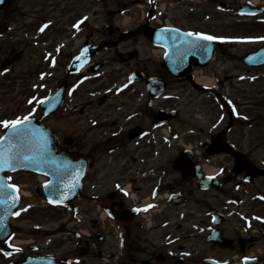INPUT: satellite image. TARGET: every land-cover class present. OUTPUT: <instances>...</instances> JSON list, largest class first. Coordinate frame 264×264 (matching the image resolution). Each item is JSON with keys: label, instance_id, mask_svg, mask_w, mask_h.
<instances>
[{"label": "flooded vegetation", "instance_id": "af4514ba", "mask_svg": "<svg viewBox=\"0 0 264 264\" xmlns=\"http://www.w3.org/2000/svg\"><path fill=\"white\" fill-rule=\"evenodd\" d=\"M176 2L180 6L186 2L197 5L193 18L187 21L188 27L183 23L181 26L173 25L174 27L185 32L213 35L226 41L255 42L221 43L219 40L212 42L214 52L209 66L204 69L193 68L192 80H173L161 70L153 74L161 76L169 88L175 83L181 84L182 89L191 88L195 101L201 102V108L197 110L205 115L203 121H200L197 115L179 116L176 121L156 128L155 111L151 110V105L149 109L145 106L136 111L135 104H131V92H134V88L131 87L130 79L125 87L126 91L107 89L104 95L105 102L102 103L103 98L100 99L101 105L109 106L111 113L115 112L118 115L111 124L103 126V123L100 128L114 130L108 139L102 140L99 137L97 142L90 145L86 143V131L83 135L85 143L79 147L77 139L65 136L61 138L65 143L70 139V145L66 144L65 147L75 154L82 155L88 165L86 176L88 179L85 181L82 198L79 203H73L65 208L67 214H71L72 217L68 225L78 223L79 229L87 223L86 219L102 216L108 219L106 223L92 219L95 231L88 236L83 237L78 234L79 231H74L78 241L60 257L65 259L63 262L66 264H76L77 261L79 264H245L246 258L248 264H264V244H259L264 240V199H261L264 195L261 192L254 195L256 189L247 192L248 187H256L264 176L247 182V171L241 163V156L248 157L255 147L247 149V132L255 128V118L254 121H250L243 108L257 106V96L261 99L260 102H264V67L246 66L241 59L249 53L264 49V42L258 40L264 37V0H258L257 5L250 0H176ZM42 6L44 11L48 12L47 16L50 11V16L54 14L53 10L56 7L54 1L47 0L45 3L43 0ZM81 6H73L71 3L66 6L64 16L69 18V22L70 20L78 22L82 19L78 9ZM244 6L257 8L260 14L243 15L240 22L228 15L239 16V10ZM35 12L34 6L17 5L1 26V39L16 38L18 42L10 49L8 53L10 57L3 59L0 65V103H4L11 96L12 103H17L16 115L23 114V106L27 107L30 99L33 101L32 106H37L38 55L40 51L43 54H51L56 50L55 18L51 19L49 16L45 20L50 26L43 34V38H46L44 40L38 35V26H35L38 16ZM152 21L142 23L139 20L136 28L138 32L130 33L128 38L131 40L136 33H142L150 43L151 34L158 29L157 24H152ZM163 21L161 28L168 26L165 18ZM70 38L69 36L68 39ZM109 39L111 38L102 40L100 46H92L85 38L84 47L90 49L92 62L100 54V47L109 52L114 45L123 43L122 39L119 41ZM246 46L249 48L243 51ZM6 47L0 45V55ZM64 47L65 44L60 47V51ZM138 57L137 49L128 52L129 62ZM103 61L112 64L111 59ZM97 63L98 61L93 62V65ZM16 64L20 65L19 69L12 71ZM136 66L140 68L139 63ZM3 70L9 71L2 74ZM134 72L133 69L132 73ZM109 76L110 74L108 80H112ZM129 76L131 78V70ZM207 77L211 81L209 87L200 82ZM85 79V76H82L79 80ZM65 80L68 81L66 100L72 104V92L71 99H68L71 80L69 77ZM101 81L105 86V78H101ZM8 83L11 86L8 87ZM92 84L98 85L95 91L102 88L100 83ZM249 92L252 93L248 96ZM76 93L72 95L73 98ZM115 97L128 99L116 104L112 101ZM233 106L236 112L232 111ZM85 108L94 113L96 102L91 100ZM124 113L126 115H123ZM245 116L248 119L242 118ZM99 120L102 121V117ZM135 129H138L136 137L133 131ZM167 136L170 140L166 138ZM174 141L181 147L171 146ZM169 146L176 147L173 159L167 157ZM178 160L180 164L176 166ZM252 161L264 169V162L261 163L254 158ZM206 167L215 170V173L206 172ZM200 172L206 177L215 176L218 181L213 182L221 185L222 192L216 190L213 182L207 184L213 185L211 188L209 186L207 189L202 188L198 179ZM255 173L252 172L250 175L253 176ZM261 173L263 172L257 171V174ZM124 192L128 195H124ZM209 194L213 199L217 194L226 195L238 205V211L227 212L225 214L227 220L218 228L215 226V202L208 197ZM201 195L206 199L201 198ZM201 202L202 204L213 202L211 210L206 214L207 221L204 222L198 212ZM148 205L156 207L146 212L136 211ZM220 220H223L222 217ZM256 231L262 238L254 236ZM81 232L86 234V231ZM224 239L229 242L223 244ZM228 255L231 257L228 258ZM12 257L20 259L22 254Z\"/></svg>", "mask_w": 264, "mask_h": 264}, {"label": "rangeland", "instance_id": "374dc122", "mask_svg": "<svg viewBox=\"0 0 264 264\" xmlns=\"http://www.w3.org/2000/svg\"><path fill=\"white\" fill-rule=\"evenodd\" d=\"M41 1L42 0H13L10 4V9H7L5 12L0 13V27L4 24L7 15H10L11 11L15 9L17 5L26 4V6L29 7L34 6L37 3H41ZM44 1L46 3L47 0ZM52 1H54V4L56 3V7L53 10L55 11L56 20L54 28L55 36L57 38L55 42L56 51L59 52L60 44H62L63 42H68L66 40V37L63 36L69 32V29L70 31L72 30L71 33L73 32V37L71 35V42L67 44V46H65V48L67 49L63 52V54L61 53L59 55L57 54V52H55L54 54V56L57 57L56 59H58V64H60L58 67L55 66V68L52 69V76L54 77L52 81L48 80L49 69L47 63L44 62L43 52L40 51L38 55L37 60L39 62V73L45 74L43 75L44 79H39L40 85L38 87L39 100L43 101L48 98V96L51 94L52 89L56 87L57 84L62 81V79H64L67 75L66 65L68 64V60L64 61L67 54L71 51H74L73 54L77 53L78 49L84 44L85 38H87L89 43L94 46H100L101 41L108 40V38L117 41H119L120 39L123 40V43L118 46L114 45V47L111 48V51L109 52L100 48L101 53L97 57V59L111 58V60L114 62H112L113 64L110 67L108 66L105 68L104 72L106 73L102 77L105 78V82L107 83L114 82L113 89L117 88L118 85L126 83L128 81V73L130 72V70L137 67V63H139V65L141 63V65L139 66L141 69L146 68V70H150L151 73H157L158 69L160 68V55L154 54L152 46L146 40V36L142 35V33H136L134 36L131 37L130 40L129 38L125 39V36L123 35L119 37L118 31L114 32L113 35L110 36L108 30L105 27L106 23L109 22L117 25L121 29V31L136 30L138 24L135 23L136 20L139 19L136 13H144L146 19L148 11L155 7L157 13V20L159 22L164 20L165 16V19L173 25H181L183 23L186 27H188L189 25L187 24V21H190V19L193 18V9H195L197 5L196 3H192L191 5L190 3L186 2L185 5L180 6L176 2V0H157V2L156 0H154V2L156 3H149V0H103L102 2L98 0ZM64 1L66 4H64ZM69 3H71L73 6L82 5L81 7H78V9L80 10V15L87 16L89 18L88 23H86L84 29L80 31L77 30L76 32H74L75 30L72 27V25L74 24V20H70L69 22L67 21L68 18L64 16V11L66 9V6H69ZM163 5L165 6L164 9ZM228 15H231L232 18H235L232 14ZM49 16H39L37 18L35 26H38L40 24V20H47ZM126 16H128V18H131L132 16L133 21H130L127 25H123V19ZM235 19L238 21L237 18ZM154 23L155 22L152 21V24ZM13 28H16L15 24ZM1 44L7 46L2 55L0 56V59H5L10 57L8 54L10 49L15 47L18 42L16 38L12 39L8 37L5 40H0V45ZM248 48L249 47L246 46L243 51ZM134 49H137L139 51V58L129 62L128 52L130 50L133 51ZM15 51L17 52L18 49H16ZM122 57L125 59V61H123ZM63 62L65 63V66H62ZM19 66V64L14 65L12 71L18 70ZM108 74H110L109 78H111L112 80H108ZM75 79L76 78H71V82L73 84L76 82ZM96 81H99L100 83L102 82L101 80ZM92 82L95 81H91L79 89V91L76 93L75 98H72V104H68L65 110H61L59 115L47 120V124L57 130L63 137L65 136L77 139L79 147L81 146V144L85 143V140H83V135L86 131V143L90 145L93 142H97V139L99 137L102 140L108 139L112 135V132L114 130L105 128L100 130V128L103 123V126L111 124L113 120H116L115 117L118 116L115 112L111 113V108L109 106L101 105L100 99L103 97L105 92L103 90L99 93L95 91V89L98 88V85L92 84ZM7 85L8 87L11 86L9 85V83ZM134 87V96H132L133 93L131 92V104H136L135 109L145 107V105L139 106L141 103L147 100L142 85L136 84V86ZM251 93L252 92H249L248 96L251 95ZM127 99L128 97H115L112 98V101H115V103L118 104L120 101H124ZM91 100L96 102V110L94 113H92L91 111H87V109L85 108L87 103ZM256 100L257 106H246L245 108H243V111L246 113V115L250 117V121H254L255 118V128L252 131L247 132V149L251 150V148L255 146L252 150L253 153H251V157L260 162H264V102H260L261 99H258V96ZM11 101H13V98L9 96L7 100L4 101L6 102V105L3 102L0 103V111H2L4 114L6 113V115H8L7 117H13L18 113L16 110L17 103L14 102L13 104L11 103ZM75 107H77L76 110ZM162 107L179 108L181 110L182 116L185 117H194L195 115L203 118L205 117L202 112L197 110L201 108V102L195 101V96L193 94L192 89L188 88L183 90L181 88V84L177 83L171 86V89L164 96V98L161 99V101H157L153 104V108L155 110H158ZM25 108L26 106H23V109ZM146 109H148V107ZM80 110H82V112H80ZM101 112L102 115H100ZM123 115H126V113H124ZM101 117L102 121L99 120V118ZM93 121H98V126H93ZM0 135H2L1 129ZM175 152L176 147L170 148L169 146L167 150V157L173 159L172 157ZM94 176L95 172L92 173L93 178ZM11 180L16 184L20 182L23 186V190L27 195L20 208L21 214L14 221V224L18 226L19 229V233L17 235V240L21 242L19 246L22 248H28L29 244L36 243L37 245H39V250H43L36 254H50V247L58 240H63L67 237L66 235H62V233L58 230L60 225L65 222L63 220L59 221L64 217L63 214L58 211V209L51 208L49 204L45 203L44 197L38 193V190L41 191V179L38 180L30 175L21 174L12 177ZM255 186L256 187H248L247 192L253 189H256L257 193H259L260 191L264 192V179L261 180V182L257 183ZM208 197L213 202H215L214 205L217 210H220L224 213L230 211H237V209L232 206V203L229 202L226 195L217 194L216 197L213 199L212 196L209 194ZM201 198L206 199L205 196L202 195ZM212 203L210 202L208 204H202L201 202L200 204L198 212L203 222L207 221L206 214H208L211 210ZM24 208H27L28 210L23 211ZM39 211L45 212L47 217H43L40 221H34L33 215ZM88 228L92 230V225L90 223H88ZM34 229L48 231L50 234L49 236H47V238H44L42 236H34L36 234V232L32 231ZM256 235L260 236V234L258 233H256ZM259 244H262V242H259ZM68 246L69 245L67 243V247ZM1 253L2 251L0 246V256ZM227 257L230 258L231 256L228 255ZM4 263L5 261L2 260V258L0 257V264Z\"/></svg>", "mask_w": 264, "mask_h": 264}, {"label": "snow or ice", "instance_id": "6c2138e0", "mask_svg": "<svg viewBox=\"0 0 264 264\" xmlns=\"http://www.w3.org/2000/svg\"><path fill=\"white\" fill-rule=\"evenodd\" d=\"M154 0H149V3H153ZM4 0H0V4H3ZM89 18L87 16L83 17L80 21H78L74 27L76 30H81V25L85 23L86 20ZM49 24H44L39 31L43 33L47 28H49ZM164 31L169 33L178 32V29H165ZM183 37L191 38V39H184L182 41L183 44H186L189 50L197 49L202 52H207V48L201 42H216L219 40L221 43L229 42V43H247V42H255V41H244V40H233V41H226L221 38H218L213 35L203 34L200 32H186L183 33ZM175 39V37H173ZM259 41L264 42V37L258 38ZM87 51V50H85ZM182 58V57H181ZM79 59V57H78ZM53 66L55 63L53 62ZM41 79H44V76H41ZM244 79V77H241ZM124 87H127L125 85ZM40 104L46 103V101L38 100ZM30 104L33 103L32 100L29 101ZM231 103V102H229ZM233 112H236L235 106L232 108ZM243 119H248V117H242ZM0 126H2L6 130V135L0 137V172H4L5 170H16L17 168L24 167L28 163L33 164H44L47 162V155L44 150L34 151L29 140L34 135H41L44 138L45 144H47V138L44 133L40 132V130L35 129L32 127V115L18 117L12 120H3L0 121ZM70 167V166H66ZM223 171V170H221ZM11 176L7 177V183L5 182L4 178H0V207L3 208L5 216L0 218V229H3V234L7 236V225L3 223V220L7 218L8 215H16L19 216L21 213L20 211L12 212L11 210L16 208L17 204L19 203V187L16 184L11 183ZM80 179L79 175L76 176V181ZM211 179V178H210ZM76 181H73L67 190V193L61 194L60 199L65 200L68 198V194L73 191L77 187ZM45 188H48L49 185H44ZM56 192H59V188L56 185H53ZM119 187V185H117ZM11 190V191H9ZM51 195V193H50ZM124 195H128L127 192H124ZM264 199V197H261ZM11 200V202H9ZM50 204H58V200H49ZM156 207L155 205H148L144 209H136V211H148L149 209ZM27 208H24L23 211H27ZM259 219V218H257ZM11 247V243L8 244ZM17 252H20L21 249L17 248ZM6 257L9 255L8 252L3 253ZM188 255V253H185ZM76 264H79L77 261ZM245 264H248L247 258L245 260Z\"/></svg>", "mask_w": 264, "mask_h": 264}, {"label": "water", "instance_id": "95a60500", "mask_svg": "<svg viewBox=\"0 0 264 264\" xmlns=\"http://www.w3.org/2000/svg\"><path fill=\"white\" fill-rule=\"evenodd\" d=\"M9 0H4L3 4H0V10L5 8L8 4ZM174 54L173 58L172 55H168V61L170 66H172L173 69H178L177 64L180 63V59H182V62L188 61L192 55L190 52H185L182 53V55H179V51ZM210 55L206 53V56L202 57V62L204 60H209ZM182 57V58H181ZM250 58V57H249ZM252 61L258 62V60L262 59L264 60V56L260 52L254 54L251 57ZM206 61V62H207ZM164 91V87H159L157 90L158 95H160ZM59 105V104H58ZM45 107H51L50 104H46ZM45 108V113L47 112ZM36 125H32L33 128L40 130V132L44 133V135L47 138V144L44 142V138L37 134L34 135L30 138L29 143L31 144L32 148L34 151H40L44 150L46 155H47V162L44 164H33V163H28L24 167L17 168L16 170L19 169H27V170H33L35 172L43 173L47 176H49L52 179V182L49 184L48 188H45V194L48 196L49 199L52 200H58L60 204H65L72 200L73 198L77 197L80 194L81 191V184H80V179L76 181L74 180L73 176L71 174H68L67 171L71 172H77L73 170L74 166L71 167H66V161L67 159L71 160H78L77 158L71 157L70 155L66 154L63 152V150L59 147V143L57 142V138L55 133H53L51 130L43 127V126H37L39 125L38 122L35 123ZM76 181L77 187L68 194V198L65 200H61L60 196L61 194L67 193L69 185L73 182ZM53 185L58 186L59 192H56L55 188ZM51 193V195H50ZM11 202V201H9ZM13 212V209L11 210ZM1 214L5 213L3 211V208L0 207V218H3L4 216H1ZM11 215H8L6 219L3 220V223L7 225V236L3 234V229H0V242H7L11 239L13 229L9 225V219ZM17 264H55L52 261L48 260H26L24 262H20Z\"/></svg>", "mask_w": 264, "mask_h": 264}, {"label": "bare ground", "instance_id": "6f19581e", "mask_svg": "<svg viewBox=\"0 0 264 264\" xmlns=\"http://www.w3.org/2000/svg\"><path fill=\"white\" fill-rule=\"evenodd\" d=\"M254 1L257 2L258 0H254ZM163 8H164V7H163ZM161 54H162V52H161ZM201 82H202V81H201ZM206 82H207V83H205V84H208V83H209V81H206ZM207 171L210 172L211 174L215 173V170H213V169H212V170H208V169H207Z\"/></svg>", "mask_w": 264, "mask_h": 264}]
</instances>
